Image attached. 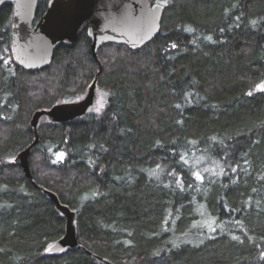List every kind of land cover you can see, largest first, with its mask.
Segmentation results:
<instances>
[{"label":"trees","instance_id":"trees-1","mask_svg":"<svg viewBox=\"0 0 264 264\" xmlns=\"http://www.w3.org/2000/svg\"><path fill=\"white\" fill-rule=\"evenodd\" d=\"M150 2L164 12L142 49L105 44L94 59L80 34L34 72L14 60L12 8L0 7V264H97L86 251L264 264V0ZM95 78V110L39 120L27 179L14 159L35 139L32 115ZM42 190L75 213L80 248L49 252L65 221Z\"/></svg>","mask_w":264,"mask_h":264},{"label":"water","instance_id":"water-1","mask_svg":"<svg viewBox=\"0 0 264 264\" xmlns=\"http://www.w3.org/2000/svg\"><path fill=\"white\" fill-rule=\"evenodd\" d=\"M3 5L12 8L10 35L13 57L23 70L29 72L47 68L56 48L73 45L85 27L94 59H97L98 49L104 44L123 45L130 51L140 50L159 34L164 12L161 4L151 3L150 0H48L45 11L36 20L38 0H0V7ZM97 99L95 78L83 99L59 103L32 115L30 126L35 139L14 159L27 179L32 180L29 158L38 141L39 120L46 117L52 123L72 122L95 110ZM42 191L65 221L64 235L50 246L49 252L80 248L75 213L61 204L53 192ZM86 254L97 264H114L95 253L86 251Z\"/></svg>","mask_w":264,"mask_h":264},{"label":"rangeland","instance_id":"rangeland-1","mask_svg":"<svg viewBox=\"0 0 264 264\" xmlns=\"http://www.w3.org/2000/svg\"><path fill=\"white\" fill-rule=\"evenodd\" d=\"M91 85V84H90ZM89 85V86H90ZM89 86L87 87V89H86V91H85V93H84V95L82 96V98H80L79 100H81V99H83L84 97H85V95H86V93H87V90H88V88H89ZM262 88H264V83H262V86H261ZM96 91H97V95H98V99H97V105H98V100H100L101 101V99L99 98V91H98V89H97V86H96ZM78 100V101H79Z\"/></svg>","mask_w":264,"mask_h":264},{"label":"flooded vegetation","instance_id":"flooded-vegetation-1","mask_svg":"<svg viewBox=\"0 0 264 264\" xmlns=\"http://www.w3.org/2000/svg\"><path fill=\"white\" fill-rule=\"evenodd\" d=\"M80 34H85V36L87 37L86 27L84 28V30H83ZM80 34H79V35H80ZM77 38H78V36H77ZM77 38H76V40H77ZM87 38H88V37H87ZM88 39H89V38H88ZM76 40H75V41H76ZM89 41H90V43H91V40H90V39H89ZM74 43H75V42H74ZM74 43H73V44H74ZM71 46H72V45H71ZM102 46H103V45H102ZM100 47H101V46H100ZM100 47H99V48H100Z\"/></svg>","mask_w":264,"mask_h":264},{"label":"snow or ice","instance_id":"snow-or-ice-1","mask_svg":"<svg viewBox=\"0 0 264 264\" xmlns=\"http://www.w3.org/2000/svg\"><path fill=\"white\" fill-rule=\"evenodd\" d=\"M62 156H63V154L61 153V154H60V158H62Z\"/></svg>","mask_w":264,"mask_h":264},{"label":"bare ground","instance_id":"bare-ground-1","mask_svg":"<svg viewBox=\"0 0 264 264\" xmlns=\"http://www.w3.org/2000/svg\"><path fill=\"white\" fill-rule=\"evenodd\" d=\"M50 248V247H49Z\"/></svg>","mask_w":264,"mask_h":264}]
</instances>
